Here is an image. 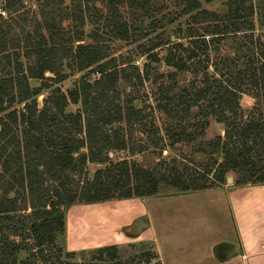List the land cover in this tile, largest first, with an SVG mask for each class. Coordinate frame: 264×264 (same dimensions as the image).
I'll use <instances>...</instances> for the list:
<instances>
[{
  "label": "trees",
  "instance_id": "trees-1",
  "mask_svg": "<svg viewBox=\"0 0 264 264\" xmlns=\"http://www.w3.org/2000/svg\"><path fill=\"white\" fill-rule=\"evenodd\" d=\"M156 1L3 0L0 264H132L119 259L115 246L72 262L73 255L59 246L63 210L75 203L158 196L161 185L176 190L173 195L202 192L224 184L229 174L237 177V186L264 183V0H228L221 14L185 0L178 17L189 21L172 30L174 41L164 31L177 14L154 9ZM29 2L38 10L28 22ZM124 8L133 18L130 24ZM20 21L30 29L19 28ZM85 26L91 27L88 33ZM229 40L232 55L217 57ZM110 42L136 44L134 54L113 57ZM135 56L149 61L141 71ZM160 64L165 72L152 66ZM76 74L62 92L58 85ZM146 82L155 86L149 112L125 91ZM242 95L254 100L246 112L239 104ZM153 110L164 116L162 128ZM211 120L223 127V135L200 140ZM134 132L144 142H135ZM178 144L207 156L208 167L179 168L171 159L145 169L110 158L114 152L142 154L149 147L161 155ZM88 165L101 167L89 177ZM142 258L149 264L152 255Z\"/></svg>",
  "mask_w": 264,
  "mask_h": 264
},
{
  "label": "rangeland",
  "instance_id": "rangeland-1",
  "mask_svg": "<svg viewBox=\"0 0 264 264\" xmlns=\"http://www.w3.org/2000/svg\"><path fill=\"white\" fill-rule=\"evenodd\" d=\"M202 10L221 14L225 11V5L228 0H214L207 4L203 0H197ZM185 0H157L154 9L162 6L163 13H170L173 16L177 14V20L174 24L166 27L164 31V37L170 38L174 41L172 36V30L177 26L183 27L187 21L186 17H178L179 12L184 7ZM255 4V1L252 0ZM3 0H0V15L6 18L5 13L2 11ZM157 6V7H156ZM255 6V5H254ZM38 10V6L34 2L25 4V19L29 20L33 17ZM129 10L124 8L121 12L130 24L133 18L127 15ZM155 13V12H154ZM155 19L159 18V15H154ZM153 19V18H152ZM257 16H254V20L257 26ZM19 28L21 26L30 29L29 23L24 24L23 21L18 22ZM90 26L83 28L85 33L90 31ZM17 27V31H18ZM161 30H157L156 33H152L151 37L159 33ZM109 48V54L113 57H123V59L131 54H134V48L136 44H126L124 42H110L106 43ZM139 44V43H137ZM230 40L224 43L220 48L219 55L227 56L232 55L233 48L230 45ZM163 51H159V56L162 57ZM149 61L145 57L135 56L133 64L136 65L139 70H142L144 64ZM158 72H165L166 68L160 64V66L152 65ZM50 76V75H49ZM79 74L69 77L66 81L59 84L58 87L62 92H67L72 87V83L79 77ZM31 86H38L37 82L31 81ZM123 86L119 87V90H123ZM126 93L130 91L134 96L139 97L141 100L136 104L139 108L146 107V111L149 112L154 106V93L155 86L150 82H146L142 87H137L134 91L126 88ZM44 96H40L37 99L38 106L41 107ZM240 107L244 112L248 111L254 104V100L248 95H242L239 101ZM76 107H71L72 112L76 111ZM154 116L155 124L158 128H162L165 123L164 116L153 110L151 112ZM123 128H125L123 126ZM223 127L214 121H210L209 127L206 129L203 137L200 140L209 142L217 136H222ZM133 139L135 142H144V137L138 132L133 133ZM82 152H85L83 150ZM110 158L113 162L120 160L133 161L139 164L145 169H152L159 161H170L175 159L179 168H188L190 170H201L208 167L210 161L207 156L199 154L193 151L192 146L176 145L174 149H166L160 155L158 150H154L149 147V150L142 154L131 156L127 151L114 152L110 154ZM101 166L88 165L89 177L99 169ZM226 178H230L231 181H225L224 184L212 188L211 192H202L196 195V197H187L188 199L182 206L170 207L165 202V199L154 198H131V199H117L112 198L106 202L82 204L75 203L69 208L63 210L64 215V232L62 237L59 238V246L64 254L71 253L73 255L72 262L80 263L88 261L89 258L97 252L99 249L115 246L118 249V257L122 261H131L132 264H147L142 258V255L149 253L152 255V259L149 264H241L238 259L233 258L230 262L221 263V259L216 255L211 256V252L205 251L206 244L209 241L216 239H225L229 236L228 229L230 230V212L228 209L227 201L224 194L220 191H225L228 188H244V187H264L262 184H251L244 186H237L236 176L229 174ZM207 191V190H206ZM232 191V190H231ZM234 191V190H233ZM220 192V193H218ZM177 191L161 185L159 187L158 196L165 197L176 194ZM158 196H155L158 197ZM256 210L254 219H264V199L254 204ZM190 209H196L192 212L199 213L203 210L199 216H192ZM175 211L182 212L181 221L171 224V217ZM208 212L209 218L203 214ZM189 213V214H188ZM145 214L151 216V222L154 228H157L159 234V243L162 251V256L156 250L154 238L150 231H146L144 224L136 223L139 217H144ZM188 214V215H187ZM168 219V220H167ZM139 220V219H138ZM198 222V223H196ZM136 223L137 229L130 230V226H134ZM128 224V225H127ZM169 225V226H168ZM136 228V227H135ZM142 228V229H141ZM127 229V230H126ZM217 252L219 246L216 247ZM201 249L202 259L199 261V250ZM216 249L214 250V253ZM216 252V253H217ZM25 255H21L20 259H24ZM163 257V262L161 261Z\"/></svg>",
  "mask_w": 264,
  "mask_h": 264
},
{
  "label": "crops",
  "instance_id": "crops-1",
  "mask_svg": "<svg viewBox=\"0 0 264 264\" xmlns=\"http://www.w3.org/2000/svg\"><path fill=\"white\" fill-rule=\"evenodd\" d=\"M232 190V191H231ZM234 190V191H233ZM212 190H207L205 192H211ZM204 192V191H202ZM202 192L189 193L184 195H170L165 197H149L154 199H165V202L173 205L170 207H179L180 204H183L188 200L187 197H196L197 194ZM225 196V200L228 204V209L230 212V230L229 236L225 239H216L209 241L206 244L205 251L211 252V256L218 257L221 259V263L230 262L233 258L238 259L241 264H264V219L259 220L254 219V213L256 208L254 204H257L259 201L264 199V187H244V188H228L225 191H220ZM218 192V193H220ZM146 199V198H145ZM142 200V199H141ZM180 203V204H179ZM191 212L196 209H190ZM203 210H200L199 213L192 212V216H199ZM208 212L203 214V217L206 216L209 218ZM182 212L175 211L171 217V224L176 223L177 221L183 220ZM189 214V213H188ZM187 214V215H188ZM151 216L145 214L144 217H139L136 223H143L146 231H150L152 234L155 243L156 250L159 254V257L162 256V251L159 243V234L157 228H154V225L151 222ZM168 220V219H167ZM136 223L134 226L130 227V230L137 229ZM198 223V222H196ZM128 225V224H127ZM169 226V225H168ZM136 227V228H135ZM142 229V228H141ZM127 230V229H126ZM217 246L218 252H217ZM216 252L214 253V250ZM199 261L202 259L201 249L199 250ZM217 257V256H216ZM163 262V257H161Z\"/></svg>",
  "mask_w": 264,
  "mask_h": 264
},
{
  "label": "water",
  "instance_id": "water-1",
  "mask_svg": "<svg viewBox=\"0 0 264 264\" xmlns=\"http://www.w3.org/2000/svg\"><path fill=\"white\" fill-rule=\"evenodd\" d=\"M226 181L229 182V181H231V179L230 178H227Z\"/></svg>",
  "mask_w": 264,
  "mask_h": 264
}]
</instances>
